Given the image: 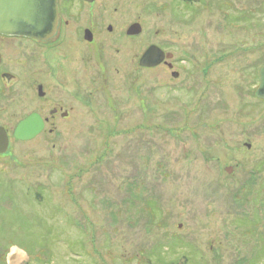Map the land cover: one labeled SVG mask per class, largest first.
<instances>
[{"label": "rangeland", "instance_id": "obj_1", "mask_svg": "<svg viewBox=\"0 0 264 264\" xmlns=\"http://www.w3.org/2000/svg\"><path fill=\"white\" fill-rule=\"evenodd\" d=\"M229 1L226 19L148 16L168 28L160 44L189 54L186 86L134 62L158 43H132L111 72L109 126L13 139L0 155V264H264V0Z\"/></svg>", "mask_w": 264, "mask_h": 264}, {"label": "flooded vegetation", "instance_id": "obj_2", "mask_svg": "<svg viewBox=\"0 0 264 264\" xmlns=\"http://www.w3.org/2000/svg\"><path fill=\"white\" fill-rule=\"evenodd\" d=\"M233 6L229 0H57L53 37L41 40L0 34V127L7 131L8 151L18 125L33 115L39 116L44 128L36 138L47 132L58 134V129L66 127L109 126L101 120L105 111L114 115L120 111L109 94L110 87L115 88L110 84L111 72L120 75L121 65L131 62L132 43H158L153 45L172 54L153 69L170 71L174 81L186 86L189 82L182 72L191 64L189 54L183 57L160 44L166 43L168 28L164 24L148 27V16H164L166 21L168 15L184 22L183 15L213 9L222 13ZM224 14L226 19L229 13ZM136 24L141 33L129 34ZM142 55L134 58L138 65ZM129 77L130 72H124L128 94ZM158 81L167 85V81Z\"/></svg>", "mask_w": 264, "mask_h": 264}, {"label": "water", "instance_id": "obj_3", "mask_svg": "<svg viewBox=\"0 0 264 264\" xmlns=\"http://www.w3.org/2000/svg\"><path fill=\"white\" fill-rule=\"evenodd\" d=\"M57 24V0H0V34L46 40L54 36ZM128 33L140 34L141 27L133 25ZM165 57L171 59L173 55H166L158 46L152 45L141 56L139 66L156 68L163 63ZM255 96L264 100V66L260 70V83ZM43 129L42 120L39 116L33 115L18 125L14 138L19 141H30L40 135ZM246 147L249 149L251 146ZM8 148L7 131L0 127V155L6 153ZM232 171V167L226 169L228 174Z\"/></svg>", "mask_w": 264, "mask_h": 264}, {"label": "trees", "instance_id": "obj_4", "mask_svg": "<svg viewBox=\"0 0 264 264\" xmlns=\"http://www.w3.org/2000/svg\"><path fill=\"white\" fill-rule=\"evenodd\" d=\"M7 251V250H6ZM5 254V253H4Z\"/></svg>", "mask_w": 264, "mask_h": 264}]
</instances>
